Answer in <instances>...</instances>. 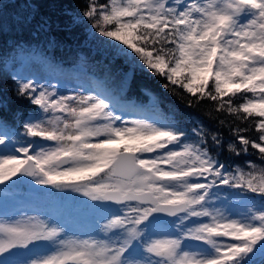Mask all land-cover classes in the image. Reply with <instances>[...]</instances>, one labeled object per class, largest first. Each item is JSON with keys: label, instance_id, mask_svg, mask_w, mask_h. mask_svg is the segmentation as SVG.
Masks as SVG:
<instances>
[{"label": "snow or ice", "instance_id": "6c2138e0", "mask_svg": "<svg viewBox=\"0 0 264 264\" xmlns=\"http://www.w3.org/2000/svg\"><path fill=\"white\" fill-rule=\"evenodd\" d=\"M82 15L132 63L162 76L163 87L199 93L254 125L258 142L237 128L228 151L252 148L264 160V0H89ZM242 93L252 96L234 104ZM18 94L45 116L23 124L31 139L0 122V185L30 177L121 207L103 225L112 233L105 239L69 237L36 216L0 218V264H254L264 257V168L228 171L210 153L203 127L192 129L193 142L177 121L123 120L107 96L62 95L31 79L18 82ZM210 139L221 146L218 136ZM221 185L242 190L241 199L260 196L261 206H246L240 218L211 207ZM161 215L176 218L170 228H161ZM41 245L52 250L40 254Z\"/></svg>", "mask_w": 264, "mask_h": 264}, {"label": "trees", "instance_id": "16d2710c", "mask_svg": "<svg viewBox=\"0 0 264 264\" xmlns=\"http://www.w3.org/2000/svg\"><path fill=\"white\" fill-rule=\"evenodd\" d=\"M108 2L97 0L98 4ZM88 3L89 0H0L3 18L0 26V122H6L10 135L14 133L21 139H31L24 137L23 124L31 114L40 113L26 96L18 94V82L30 79L25 77L22 66L25 65V58L31 57L39 61L47 78L69 79V75H75L77 80L93 83L102 94H117L122 103L151 108L150 122L177 121L193 142H198V137L192 135V129L203 127L210 153L231 170H235V164L249 163L256 165V171L264 168V160L256 149L249 148L247 154L239 156L228 151V145L236 140L234 132L237 128H249V131L239 134L257 139L258 133L252 130L254 125L238 120L225 110L218 111L216 102L198 100L199 93L193 96L179 86L163 87L167 81L162 76L152 75L132 63L117 51L109 38L102 37L93 29V21L82 15ZM114 27L108 26L109 29ZM31 80L36 82L35 79ZM208 88H212V81ZM243 95L252 96L251 93L238 94L233 98V103L238 105L243 102L239 98ZM212 135L218 136L221 146L217 147L211 141ZM25 185L20 181L15 184L9 181L5 187L10 192L20 187L21 191H27ZM214 188L222 197L235 196L236 192L242 191L223 185ZM38 196L41 205L38 212L43 216L48 215L57 197L68 199L70 196L71 204L76 201V194L70 189L43 190ZM261 200L256 194L247 193L243 199L239 197L236 201L249 206L255 204L259 208ZM95 220L96 217L92 215L78 227H86L89 233L97 229L96 237L101 239L112 235L104 234V224L96 225ZM52 222L59 224L58 220ZM253 262L264 264V257L257 254Z\"/></svg>", "mask_w": 264, "mask_h": 264}, {"label": "rangeland", "instance_id": "374dc122", "mask_svg": "<svg viewBox=\"0 0 264 264\" xmlns=\"http://www.w3.org/2000/svg\"><path fill=\"white\" fill-rule=\"evenodd\" d=\"M2 19L3 18L0 14V26L3 23ZM24 62L25 65L22 67L24 71L23 73L25 74L26 78L28 77L30 79H35L37 84H42L44 86L55 85L58 94L95 95L99 92L98 90H96V88H93V84L91 82L84 83L80 80H77L75 75H69V79L60 77L56 79L47 78L46 73L43 71V68H41L39 61L35 60L34 58L26 57ZM110 100L114 105V110L116 114L121 115L123 120L132 121L134 119L142 118L147 120L148 122L151 121V108H138L136 106L137 104L135 106H129L127 104H121L116 106L115 101L117 100V96H111ZM127 103L131 104L132 102ZM44 116L45 114L41 112L39 114H31L27 118L26 122L28 120L34 119L35 117L44 118ZM251 165L252 164L250 163L247 165L235 164V170H231L226 165L225 166L226 169L232 173H236L238 169L244 172L256 171V169L252 168ZM209 179H211V177H209ZM22 182L26 184L25 186L27 191H21L20 187L15 192L14 190L13 192H6V190H4V185H0V189H3V192H0V218L6 217L12 219L19 218L22 215H30L39 217L40 219L48 220L49 222H52L53 220H58L59 224L65 227L66 234L69 237L81 239L88 237L97 238V229L94 230L92 233H89L86 231V227L79 228L78 226L81 225L85 221V219L91 218L92 215L96 217V225L105 224L107 222V219L110 218L111 215L118 213L121 207L120 205L116 204H97L96 202H93L89 198L83 196L81 193L75 192L76 201L74 204L70 203V196L68 199L66 197H61V201H57V197L53 200L54 203L52 205L50 215L43 216L41 213L38 212V208L41 207L40 202H38V193L43 190H50L54 188H52L51 186L36 185L30 177H24ZM200 182L207 183L208 181L201 180ZM212 192L216 193L215 188L212 189ZM237 198L239 197H236V195H225L224 197H222L216 193V197H213V201L210 206L221 208L225 211V214L232 215L234 218H240V215L245 212L246 206L249 205L238 203L236 201ZM76 204L77 206H75ZM86 204V208L80 207L85 206ZM56 216L59 218H56ZM79 218H82V221H80ZM203 219L206 220L207 218ZM194 220L195 218H192L187 223L190 225ZM161 221L162 229L166 230L171 227L172 221L168 222L163 219H161ZM51 250L52 249L50 245H41L38 248V252L40 254L47 253Z\"/></svg>", "mask_w": 264, "mask_h": 264}, {"label": "water", "instance_id": "95a60500", "mask_svg": "<svg viewBox=\"0 0 264 264\" xmlns=\"http://www.w3.org/2000/svg\"><path fill=\"white\" fill-rule=\"evenodd\" d=\"M172 218L173 217H169V216H166V215H161V219H165V220L167 219L168 220V219H172Z\"/></svg>", "mask_w": 264, "mask_h": 264}]
</instances>
